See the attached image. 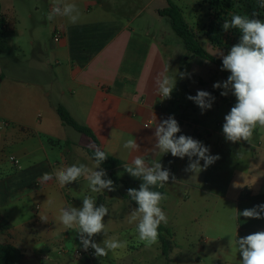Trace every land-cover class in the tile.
Listing matches in <instances>:
<instances>
[{
  "label": "crops",
  "instance_id": "1",
  "mask_svg": "<svg viewBox=\"0 0 264 264\" xmlns=\"http://www.w3.org/2000/svg\"><path fill=\"white\" fill-rule=\"evenodd\" d=\"M26 1L17 0L12 5L16 27L11 32L19 41L24 31H32L30 45H39L42 54L33 53L32 62L45 68L35 73L31 66L28 69L33 75L23 79L18 71L6 76L0 65V84L6 82L0 93V244L20 250L19 264H67L70 260L85 264H240L242 256L233 249L239 239L241 196L264 195V127L257 126L250 141L233 143L212 124L206 127L207 120H180L176 84L170 99L157 94L158 75L166 72L172 77L171 69L179 61L173 55L179 36L169 19L158 13L168 6V0H66L80 11L76 23L66 17L48 20L53 0H33L31 7ZM171 1L182 9L185 18L191 11L195 14L196 0ZM238 9L242 15L256 12L254 6ZM2 10L6 16L3 2ZM43 29L50 35L51 49L39 40L38 31ZM56 32L61 33L59 42L54 40ZM7 38L9 46L21 50L10 41L9 24ZM11 49L0 50V61ZM59 106L78 124L91 129L99 145L65 125L57 112ZM170 115L180 126L177 136H191L219 158L199 173H192L185 171L188 157L153 151L155 126ZM200 126L208 130L204 138L195 135V128ZM128 139L136 140L139 152L123 147ZM90 143L121 163L116 168L117 184L103 167L95 169L106 171L114 191L92 193L84 177L64 188L54 176L41 182L44 173L61 167H92L94 159L88 150L94 148ZM136 155H145L150 164L159 161L176 178L153 188L167 195L160 205L168 217V223L161 225L170 231V235L163 234L170 245L166 252L159 229L158 243L147 248L138 240L135 223L128 222L138 205L127 190L138 189L142 180L128 174L124 165ZM210 169H215L214 181L225 175V186H210ZM86 195L95 197L97 206L104 204L109 209L107 236L100 233L93 240L102 244L105 238L116 236L128 242L125 248L110 251L105 257L94 254L74 258L68 246H83L78 245L75 229H65L58 217L62 207H82Z\"/></svg>",
  "mask_w": 264,
  "mask_h": 264
},
{
  "label": "clouds",
  "instance_id": "2",
  "mask_svg": "<svg viewBox=\"0 0 264 264\" xmlns=\"http://www.w3.org/2000/svg\"><path fill=\"white\" fill-rule=\"evenodd\" d=\"M260 7L264 8V0H260ZM256 16V12L252 13V18L233 14L230 21L225 20L222 24L224 31L237 29L241 33L239 42L231 47L228 54L220 53L221 71H228L230 75L226 81L213 84L214 89H224L220 93L222 96H227L231 92L236 98V103L225 115V122L222 126L225 139L233 143L250 141L254 129L257 126L264 127V21L255 18ZM55 17H66L69 22L76 23L80 18V11L74 3H68L66 0H53V6L47 19L53 20ZM183 76L182 73L181 78ZM174 87L175 78L170 77L166 72L158 75L156 92L159 96L170 99ZM187 99L193 101L202 113L211 109L215 101V97L204 90H198L195 96L189 95ZM180 132V126L174 116L170 115L167 119L161 120L155 126L156 143L153 151L158 149L162 154L171 153L173 157L181 159L188 157L189 163L185 171L192 173H199L219 158L210 155L209 148L191 136L183 134L177 136ZM89 147L94 148L92 167L85 164L61 167L54 173H44L41 182L50 181L54 176L59 187L64 188L84 177L92 193H100L104 190L114 191L115 186L111 179L106 178V171L95 170L108 158V155L91 143ZM123 147L139 152V145L135 139L126 140ZM201 161H203V166H201ZM124 170L132 177L142 180L138 189L129 188L127 190L130 199L138 205L129 214L128 222L135 223L139 242L151 248L158 243V228L161 223H168V217L160 206L161 202L167 199V195L154 191L153 188L157 185L162 187L170 177L173 182L176 178L168 169L163 168L159 161L148 163L145 155H136L130 164L124 165ZM82 200V207L66 206L60 209L58 219L64 228L75 229L83 249L87 251L91 247L97 257H105L110 251L125 248L128 242L116 236L105 238L102 244L93 240V237L100 233L107 236L106 225L103 221L109 209L104 204L97 206L93 196L86 195ZM47 203L52 205L53 201L48 199ZM239 215L262 219L264 218V204L245 209L242 213H238ZM41 219L46 221L47 218L41 217ZM233 251H239L241 254L240 264H264V231L239 238Z\"/></svg>",
  "mask_w": 264,
  "mask_h": 264
},
{
  "label": "rangeland",
  "instance_id": "3",
  "mask_svg": "<svg viewBox=\"0 0 264 264\" xmlns=\"http://www.w3.org/2000/svg\"><path fill=\"white\" fill-rule=\"evenodd\" d=\"M15 1L17 2V0H2L3 9L7 16L8 24L10 28V41H13L16 46H21L20 48L21 50L18 51L17 49L16 51L15 49L16 47L14 45L9 46L10 49L11 48L13 49H11L10 52L4 55L5 57L4 61L3 62L0 61V65L2 67V72L8 77H10L11 75L14 76V74H16V72L18 71L17 73L18 76L23 77V79H29L30 76L33 75V73L29 71L28 69L29 67L33 66V68L35 69V73L41 72V70H44L45 67L37 63L34 64L32 62L33 53H35L37 56L42 55L41 49L40 47H38L39 45L35 47H32L30 45L31 42L28 40V38H30L32 31L30 30L24 31V37L20 38L19 41L16 40L15 36L11 32L16 27L12 15V5L15 3ZM32 2L33 0H27L26 5L31 7L33 5ZM187 3L192 4L191 1H187ZM185 4L186 3H184L183 5ZM194 10H195V14H193L191 11V16L190 14L186 15V19L188 20L189 25L196 31L201 46L206 51H208L212 56L222 60L220 53L222 52L224 55L228 54L230 48L239 42L241 33L231 32L229 30L225 36V43H226L225 46L222 48L215 47L210 43V41L207 39L205 35L206 26L209 21V18H207L208 5L204 3V0H196ZM186 13H189V11H187ZM147 18L150 23H153L154 20L151 17L147 16ZM156 19L158 20V18ZM155 24H158V22H155ZM38 33L40 34L39 40L41 41V43H47L49 49H51L52 41L50 40V35L48 31L46 29H43L38 31ZM178 41H179L178 45L176 44L173 47L174 48L173 55L178 57L179 61L178 63H176L177 67L176 68L173 67L171 69V75L173 78H175V84L179 89L177 93L178 94L177 99L178 98L180 99L177 102L178 103L177 115H179L180 120H196L198 121V123H202L204 120H207L206 122L208 123L205 124L206 127H209L208 125L212 124L213 127L222 131V126L225 122L224 117L236 103V98L232 94H230V92L227 96H222L220 93L221 91H224L223 88L220 89L213 88L214 83L227 80L225 76L226 71H221V67H219L218 65L208 60L197 57L192 53H189L184 49L185 47L184 48L182 47V45L184 46L182 40L179 38ZM169 51H171V47ZM182 73L184 74L183 78H181ZM1 80L2 78L0 77V81ZM5 83L0 84V93L4 89ZM198 90L207 91L211 93L212 96L215 97V101L213 102L211 109L205 110L203 113L201 109L193 101L187 99L189 95L195 96ZM179 110H183L182 112L183 114L179 112ZM206 127L204 126L196 127L195 135L200 138H204L206 132L208 131ZM191 130L192 128L189 130V132ZM261 133L263 134V132ZM214 172L215 169L214 170L210 169L209 180L213 181L210 186L215 189H220L221 187L226 185L227 179L224 177L225 175H221L220 180L214 181L212 179L214 176ZM226 176L228 178V175ZM109 221H110V217L107 214L104 217V221H103L106 225V230L109 225ZM119 233L122 236L124 235V233L118 231V234ZM80 244L81 242L79 240L78 245ZM74 248L75 245L71 244V246H68V249L71 252H73ZM67 264H85V263L84 261H80V260H70L67 262Z\"/></svg>",
  "mask_w": 264,
  "mask_h": 264
},
{
  "label": "trees",
  "instance_id": "4",
  "mask_svg": "<svg viewBox=\"0 0 264 264\" xmlns=\"http://www.w3.org/2000/svg\"><path fill=\"white\" fill-rule=\"evenodd\" d=\"M204 3L208 5L207 18H209L205 35L210 43L215 47L222 48L225 46V36L229 30L224 31L222 24L225 20L230 21L233 14L242 15L238 9L241 6H247L249 8L254 6L257 12V16L255 18L264 21V8L260 7V0H204ZM158 13L160 16L169 19L173 31L179 36V38H181L185 49L189 53L208 60L222 68V60L212 56L201 46L196 31L189 25L182 9L177 4L171 0H168V6L165 9L159 10ZM246 16L252 18V14H246ZM230 31L240 33L237 29H230ZM7 33L8 21L3 13L2 2L0 0V50L2 51L9 49ZM229 75L230 72L226 71V79ZM57 112L65 125L74 128L76 131L82 134H85L86 136L93 139L97 145H99V142L92 130L88 127L78 124L64 107L59 106ZM88 153L90 157L93 158L94 150H88ZM107 155L108 158L100 166L111 174L113 181L117 184L120 179L116 173V168L120 166L121 163L109 154ZM259 204H264V195L251 196L249 194L243 193L241 196L238 213H242L243 210L253 208ZM238 223L240 229L238 238L259 232L264 228V218L255 219L239 215ZM158 229L160 233V240L163 244V249L166 252L170 245L168 238L163 236V234L166 233L167 235H170V231L162 225H160ZM20 259L21 252L19 249L9 244H0V264H19Z\"/></svg>",
  "mask_w": 264,
  "mask_h": 264
},
{
  "label": "built area",
  "instance_id": "5",
  "mask_svg": "<svg viewBox=\"0 0 264 264\" xmlns=\"http://www.w3.org/2000/svg\"><path fill=\"white\" fill-rule=\"evenodd\" d=\"M60 38H61V33L56 32V34L54 36L55 42H59ZM9 159L17 165L20 164V162L17 159H15L14 157H10ZM72 254H73L74 258H76V259L91 258L94 255V249L89 247V249L87 251H85L83 248H75L73 250Z\"/></svg>",
  "mask_w": 264,
  "mask_h": 264
}]
</instances>
